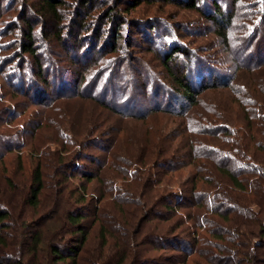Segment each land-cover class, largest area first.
I'll return each instance as SVG.
<instances>
[{
  "label": "rangeland",
  "instance_id": "obj_1",
  "mask_svg": "<svg viewBox=\"0 0 264 264\" xmlns=\"http://www.w3.org/2000/svg\"><path fill=\"white\" fill-rule=\"evenodd\" d=\"M41 2L0 0V214H7L0 225L62 243L80 235L69 230L65 211L81 206L88 233L77 264H140L132 256L139 250L158 260L152 264H207L216 243H229L210 230L230 227L205 207L225 212L241 195L256 217L255 202L264 198V0H62L53 17ZM215 2L222 13L215 17L229 24L227 42L211 20ZM28 30L38 60L25 49ZM175 44L186 72L230 82L204 91L185 115L149 113L176 105L162 62ZM38 167L44 185L34 206L28 199ZM220 167L248 170L240 174L248 190L232 189ZM196 174L204 225L185 222L197 228V245L186 261H170L173 248H152L150 240L176 217L161 221L156 210L171 202L170 189L189 190ZM236 215L248 222L236 241L260 243L249 234L254 220Z\"/></svg>",
  "mask_w": 264,
  "mask_h": 264
},
{
  "label": "trees",
  "instance_id": "obj_2",
  "mask_svg": "<svg viewBox=\"0 0 264 264\" xmlns=\"http://www.w3.org/2000/svg\"><path fill=\"white\" fill-rule=\"evenodd\" d=\"M41 2V8L44 9L47 14L53 15L57 14V7L60 5L62 0H40ZM192 5H195L192 3ZM213 10L215 14L214 17L211 18L212 21L216 22L218 28L216 29L217 33L222 37V39L227 42L228 40V22L225 19H219L218 17H215V15L220 16L221 13V6L218 4V2H215L213 5ZM112 12V11H111ZM108 18L113 17L112 14ZM119 33V32H117ZM28 34L30 38H27V42L24 44L25 49L28 52L35 53V57H37V60L40 59L39 54H37L36 49L34 48V43L32 41V30H28ZM120 36V34L117 36V38ZM173 53H167V57H165L162 62L165 66V69L167 70L169 77L173 83L174 87V101H176V105L169 104L166 108H152L150 109L149 113L152 112V110L156 109H162L169 112H172L173 114L178 115H185L193 108L194 105H196L199 102V97L201 94L206 91L209 88H215L219 87L221 85H227L230 82V79H224L225 77H220V75H204V76H194L191 73H188V71H185V66L177 62V59L179 58V46L174 45L173 46ZM41 61V60H40ZM43 64L40 62L38 64V72L40 74V77L43 79V83L45 85V90H49L50 84L45 76L43 75L42 70ZM174 106V107H172ZM140 112H136L134 114L139 116ZM206 127V126H205ZM197 127H193V129H196ZM198 131L200 129L198 128ZM258 131V129H256ZM77 135V134H76ZM75 135V137H76ZM220 175L222 177H226L229 179L232 189L238 190L240 192L247 191L248 187L241 179L240 174L246 173L248 170L244 171L241 169H236V171H233L229 168L220 167L219 168ZM255 173L260 172V168L256 169L254 166L252 167V170H250ZM258 171V172H257ZM262 174V172H261ZM260 176V173L259 175ZM197 177L196 174L194 176L193 180V186L187 190L186 184H180V189H170L169 186L164 187L163 190L170 189L169 191V197L171 196V202H162L159 204V207L157 208V218L159 220H166L171 219L172 217H176L173 222L167 224L166 226L168 229L165 232L160 233H154V235L151 238V246L152 248H162L166 245H169L173 248L170 261H180V256L185 257L182 261H186L187 259V252L191 250V248L194 245H197V240L195 239V230L198 227L203 226L204 215L202 216L204 212V208L201 209L198 207L199 203L203 206V195L200 189H197ZM88 180L93 179V174L89 175ZM163 180V178H162ZM161 180V181H162ZM169 184L170 182L165 179V183ZM260 182V181H259ZM33 189H31L30 198L28 199L30 205L36 206L39 202V196L43 189V180L42 175L39 167L36 169V172L33 177ZM32 187V185H31ZM87 189V188H86ZM85 189V190H86ZM79 192V200L86 199L85 195L86 192L81 190H77ZM83 191V193H82ZM81 193V194H80ZM204 194V193H203ZM190 196H193L194 198H199L198 201H192L189 203V200L191 199ZM231 197V196H230ZM242 198V199H241ZM236 201L235 207H226V211H219V208L212 207L210 204H208L205 209H207L208 212H217V215L221 217L222 221L224 223L228 222V226L230 228L226 227H219L218 230H210L211 233L214 234L215 237L219 238L220 241H223L224 236H228L227 240L229 243L227 244H221L216 243L215 245L219 247V249L214 252L212 257L207 258L206 262L207 264H245V260L248 262L247 264H264V252H259L260 247H264V217H260L261 213H264V198L260 199L259 202H255L259 207V212L257 213V216L255 217V214L246 213L247 208L243 206L248 205L250 202H247L243 196L240 195V198ZM233 200V199H232ZM248 203V204H247ZM240 204H242L240 206ZM194 206L197 207V210H190L185 213H181L180 216H177L178 213L181 212L182 207H189ZM163 207L164 210H161L160 208ZM86 208L81 206H76L73 209H67L65 213L66 215V222L68 223L69 230L73 231L72 229L75 228L76 232H78V236L73 238L72 240H64L62 243L55 242L54 240H51L50 242H46L43 233L39 230L34 232L29 237L26 235V231L22 228H20V225H13L6 222H3V224L0 225V264H58L60 262L69 261L68 264H77V258L79 256L81 246L85 243V240L87 238L88 230L85 229V227L82 224V220L86 216ZM217 210V211H215ZM240 210V211H238ZM57 212V211H56ZM244 213L250 216L251 219L254 220L253 223H255V228H252V232L250 231L249 234L253 235L254 237L258 236L259 239H262L260 243L253 242L252 244H249L245 240H237L240 236H244L243 234L246 233V231H243V227L248 223L245 218L243 220H240V216H230V213ZM58 213V212H57ZM250 214V215H249ZM7 214L1 213L0 218L3 221L6 218ZM264 216V215H263ZM189 218H193L195 222V226L197 227L192 231V226L188 224L185 225V222L189 221ZM148 218H144V221ZM145 224L142 225V227ZM249 225V224H248ZM180 229V232H177V230ZM239 231H242L243 234H240ZM238 232V233H237ZM248 232V231H247ZM176 233V234H175ZM184 234V236H181V234ZM224 233H226L224 235ZM237 233V235H235ZM131 234V233H130ZM237 237L235 239V236ZM193 235V238L191 237ZM147 238H149L147 236ZM131 239V238H130ZM247 239V237H245ZM145 240H142L140 243L142 245L145 244ZM232 244V245H231ZM79 245V246H78ZM231 251V255L222 254L223 250ZM134 252V251H133ZM132 252V253H133ZM131 253V254H132ZM29 254V255H28ZM129 250H126L124 253V256L122 260H124L126 257H128ZM130 254V257H131ZM142 255L141 251L135 252V254H132V256L140 261V264H152V263H158L157 259L154 258H142L140 257ZM180 255V256H179ZM159 259V258H158ZM169 259V258H168Z\"/></svg>",
  "mask_w": 264,
  "mask_h": 264
}]
</instances>
